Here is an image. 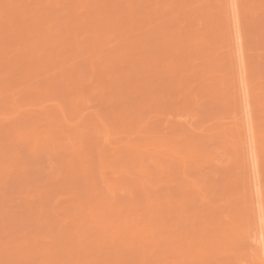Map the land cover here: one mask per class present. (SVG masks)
<instances>
[{
  "label": "rangeland",
  "instance_id": "1",
  "mask_svg": "<svg viewBox=\"0 0 264 264\" xmlns=\"http://www.w3.org/2000/svg\"><path fill=\"white\" fill-rule=\"evenodd\" d=\"M262 242L264 0H0V264Z\"/></svg>",
  "mask_w": 264,
  "mask_h": 264
},
{
  "label": "bare ground",
  "instance_id": "2",
  "mask_svg": "<svg viewBox=\"0 0 264 264\" xmlns=\"http://www.w3.org/2000/svg\"><path fill=\"white\" fill-rule=\"evenodd\" d=\"M231 6V5H230ZM233 7V6H232ZM231 7V8H232ZM232 13V12H231ZM224 14V13H223ZM224 17H225V15H223ZM233 16V15H232ZM225 18H228V15H227V17H225ZM224 18V19H225ZM230 18V17H229ZM230 20V19H229ZM235 21H237V17L234 19ZM235 21H234V23H232V26L235 24ZM235 26H236V24H235ZM237 26H238V24H237ZM213 28H215V29H217L215 26L213 27ZM235 29V28H234ZM233 29V30H234ZM236 29L238 30V27H236ZM217 31V30H216ZM234 32L236 33H238V31H235L234 30ZM229 36V35H228ZM240 36V35H239ZM229 39V38H228ZM228 39H226V40H228ZM237 40V39H236ZM224 43V42H223ZM222 44V43H221ZM229 45H230V43H229ZM240 45V44H239ZM236 46V45H235ZM232 47V46H231ZM238 47V46H237ZM237 50H238V48H237ZM228 51H230V50H228ZM231 52V51H230ZM236 52H238V51H236ZM238 57V56H237ZM241 58V57H240ZM238 60V59H237ZM241 60H242V58H241ZM239 64H240V61L238 62ZM241 76V75H240ZM241 79V78H240ZM241 81V80H240ZM242 83V82H241ZM244 85V84H243ZM246 95V94H245ZM245 97V96H244ZM246 99V98H245ZM250 111V110H249ZM246 115V114H245ZM232 127H230V129H231ZM235 129H237V128H235ZM251 129V128H250ZM225 130H227V129H225ZM233 130H234V127L232 128V132H233ZM238 130V129H237ZM228 131V130H227ZM230 132V131H229ZM228 132V133H229ZM231 133V132H230ZM229 133V134H230ZM237 133V132H236ZM232 134V133H231ZM230 134V135H231ZM235 134V133H234ZM236 135V134H235ZM225 136L227 137L228 136V134H226L225 133ZM232 136V135H231ZM249 137V136H248ZM252 138V137H251ZM239 140H241L240 138H239ZM250 140V139H249ZM242 141V140H241ZM250 141H252V140H250ZM249 144H250V142H249ZM236 145H238V143H237V141H236V143L234 144V145H232V146H236ZM251 145V144H250ZM249 145V146H250ZM253 149H255V146H253ZM255 152V151H254ZM256 171V170H255ZM254 173V172H253ZM260 195V194H259ZM245 197H246V195H245ZM263 222V221H262ZM247 223V222H246ZM249 224V223H248ZM263 225V224H262ZM249 227V226H248ZM243 231H244V233H242V236H244L245 238L247 237V235H249L248 234V230L245 228V229H243ZM243 239V238H242ZM248 239V238H247ZM263 241V240H262ZM263 244H264V242H262ZM257 246V247H256ZM256 251L254 250V256H255V262H257V261H259L260 263L259 264H264V256L263 255H261L260 253H257V254H255L256 252H258V251H261V244L260 243H257L256 244ZM263 251H264V246H263V249H262ZM253 259V260H254Z\"/></svg>",
  "mask_w": 264,
  "mask_h": 264
}]
</instances>
